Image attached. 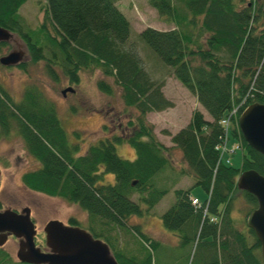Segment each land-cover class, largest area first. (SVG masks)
Instances as JSON below:
<instances>
[{"label": "trees", "instance_id": "trees-1", "mask_svg": "<svg viewBox=\"0 0 264 264\" xmlns=\"http://www.w3.org/2000/svg\"><path fill=\"white\" fill-rule=\"evenodd\" d=\"M26 1L0 0V28L22 42L28 63H42L52 81L60 73L71 89L78 85L79 74L98 71L111 81L97 80L98 92L111 97L117 88L124 113L134 116L118 134L98 139L76 155L78 144L67 141L54 105L37 87L28 86L15 101L0 86V139L18 136L39 163L38 169L21 176L23 187L78 206L90 221L129 231L140 243L136 254L123 252L117 238L106 237L105 231L95 232L92 225L89 230L107 244L117 264H168L169 252L170 264H177L179 251L183 264H263L259 244L245 226L256 200L235 183L247 170L264 177V158L247 146L236 126L243 108L264 105V0H148L162 23L171 27H147L133 43L129 24L117 8L122 0H45L42 20L34 27L19 13ZM159 69L192 95L208 117L191 111L188 124L171 135L170 147L155 139L145 119L172 107L162 91L165 81L149 73ZM234 109L238 112L230 116ZM228 117L225 136L220 122ZM224 137L239 145V169L222 162L215 149ZM120 144L130 146L133 160L116 154ZM172 149L185 165L178 175L189 176L205 198L192 205L190 188L173 190V203L160 222L176 236L177 245L166 247L127 220L147 216L167 194L168 185L160 187L159 182L172 170ZM105 175L112 182H104ZM237 195L245 204L239 209ZM67 223L77 226L74 219ZM3 256L2 264L8 263Z\"/></svg>", "mask_w": 264, "mask_h": 264}, {"label": "rangeland", "instance_id": "rangeland-1", "mask_svg": "<svg viewBox=\"0 0 264 264\" xmlns=\"http://www.w3.org/2000/svg\"><path fill=\"white\" fill-rule=\"evenodd\" d=\"M44 2L45 0H27L21 7L19 13L30 27H34L41 22ZM117 8L129 24V39L131 38L132 43L134 42L132 40L135 39L133 37L147 27L156 30H166L171 27L162 23L155 11L149 7L148 0H122L117 2ZM16 42L18 43V41ZM11 48L23 52L25 65L23 69H4L0 66V86L15 101L20 100L23 91L28 86L37 87L45 98L54 105L57 116L63 124L67 141L78 144L76 155L84 153L87 147L98 139L111 134H118L120 126L124 128L123 126L127 120L134 116L132 111H129L128 114L124 113L125 110L120 101L117 88L114 87V93L111 97L98 92L95 87L97 80L111 83L107 78H103L98 71L91 74H79L78 85L71 86L73 93H65L62 97L61 91L69 85L60 73L57 72V81H52L45 75L42 63H28L21 42L18 43V46L12 41L1 46L0 57L6 55ZM149 73L151 76L158 75L161 81H165L163 93L172 103V107L159 113L147 114L145 119L147 123L152 125L155 139L162 145H170L171 135L176 133L178 129L185 127L189 122L190 113L193 109L199 110L206 119L208 117L204 110L197 105L195 98L166 71L164 73L159 69L158 72ZM71 107L74 111H71ZM230 146L231 143L227 145L228 151ZM115 149L116 154L122 159L131 161L135 157L134 151L127 144L116 145ZM242 155L240 150L235 151L232 156L225 153L222 162L226 163L227 160L228 166L239 169ZM169 159L171 160L172 170L164 173L165 182H159L160 187L165 184L168 185L167 194L158 200L147 216L141 218L131 217L127 220V224H138L148 237L166 247H175L177 245L176 236L164 230L160 222V216L173 203V190L190 188L191 195L200 202L205 198V194L200 188L192 187V180L189 176L178 175L177 172L181 173L185 165L176 149L171 150ZM38 168L39 163L27 154L22 140L18 136L9 135L7 138L0 139L1 207L12 210L29 209L30 218L36 231L34 242L40 250H45L42 232L44 226L49 221H59L64 225H68L69 219H74L77 222V227L87 232H89L92 225L95 232L103 230L105 234H108L105 235L106 237H116V243L128 255L136 254L141 250L139 240L135 239V236L133 237L129 231L118 230L112 225H104L102 221H90L86 213L74 204L67 203L60 198L47 197L25 189L21 183V176ZM171 180L174 182H170ZM104 182H112V177L105 175ZM135 198V195L131 196L132 201H135ZM244 205L242 197L237 195L236 208L239 209ZM109 229L111 230L109 231ZM16 251L17 241L9 237L4 245L0 247L2 254L0 256L5 255V258L7 257L8 263L6 264H16ZM183 255L182 251L178 252V256L181 258L177 264H183ZM166 256L167 259L169 258L168 264H170L171 253H167ZM2 262L3 260L0 259V264Z\"/></svg>", "mask_w": 264, "mask_h": 264}, {"label": "water", "instance_id": "water-1", "mask_svg": "<svg viewBox=\"0 0 264 264\" xmlns=\"http://www.w3.org/2000/svg\"><path fill=\"white\" fill-rule=\"evenodd\" d=\"M11 34L0 28V43L7 42ZM22 51H11L0 57L4 67L21 63ZM66 88L61 95L72 93ZM238 131L247 146L264 158V105L253 103L237 118ZM236 188L254 197L256 207L245 219L259 244V254L264 264V177L252 170L241 172L236 179ZM29 209L19 213L0 211V247L8 237L17 240L16 259L22 264H117L108 246L77 227L65 226L58 221H49L43 228L46 251L35 247L36 231L30 220Z\"/></svg>", "mask_w": 264, "mask_h": 264}, {"label": "flooded vegetation", "instance_id": "flooded-vegetation-1", "mask_svg": "<svg viewBox=\"0 0 264 264\" xmlns=\"http://www.w3.org/2000/svg\"><path fill=\"white\" fill-rule=\"evenodd\" d=\"M13 42L14 44H16L17 46H18V43L19 42H21L18 38H17V36H15L14 34H11V37L9 38V40L7 41V42ZM16 41H18V43L16 42ZM22 43V42H21ZM23 45V44H22ZM17 50V49H16ZM11 51H15V49H13V48H11V50L10 51H8V53L9 52H11ZM19 65V64H18ZM18 65H14V66H11V67H3L2 66V68H4V69H10V68H18L19 66ZM24 209H26V208H24ZM28 209V208H27ZM12 210V209H11ZM23 210V209H22ZM14 211H16L17 213H19L21 210H14Z\"/></svg>", "mask_w": 264, "mask_h": 264}, {"label": "built area", "instance_id": "built-area-1", "mask_svg": "<svg viewBox=\"0 0 264 264\" xmlns=\"http://www.w3.org/2000/svg\"><path fill=\"white\" fill-rule=\"evenodd\" d=\"M222 124H223V125H226V122H225V121H222ZM223 141H225V139H224ZM215 149H216V150H223V151H224V150H225V148H224V144H222V146H218V147H216ZM192 204L195 205V204H196V201L193 200V201H192Z\"/></svg>", "mask_w": 264, "mask_h": 264}, {"label": "crops", "instance_id": "crops-1", "mask_svg": "<svg viewBox=\"0 0 264 264\" xmlns=\"http://www.w3.org/2000/svg\"><path fill=\"white\" fill-rule=\"evenodd\" d=\"M165 146H170V145H166V144H164Z\"/></svg>", "mask_w": 264, "mask_h": 264}]
</instances>
